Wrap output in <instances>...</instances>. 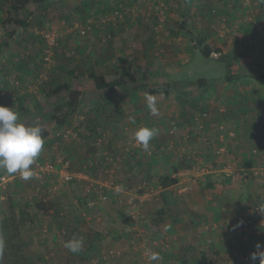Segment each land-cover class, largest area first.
<instances>
[{
  "label": "rangeland",
  "instance_id": "374dc122",
  "mask_svg": "<svg viewBox=\"0 0 264 264\" xmlns=\"http://www.w3.org/2000/svg\"><path fill=\"white\" fill-rule=\"evenodd\" d=\"M13 1L0 0L1 35L5 32V21L12 16ZM73 1L79 4L73 11L59 8V0H44L33 2L18 13L16 17L20 24L14 26L13 39L18 50L13 53L3 51L0 55V101L12 104L16 110L24 108L21 111L22 115L25 113L22 121L28 125L38 122L43 129L53 122L54 112L60 115L63 110L58 106H65L68 100L67 90L62 86L66 82H72V85L81 82L91 71L106 76L108 80L126 78L122 90L152 86L157 92L153 97H160L158 103L161 107H158L159 114L154 117L150 111L147 112V125L157 129L158 135L150 142L155 148L153 154L144 152L157 158L164 151H170L174 154L172 166H199L203 175L197 178L195 191L201 198V209L199 212L189 208L180 215L182 220L177 219L178 224H183L179 230L188 233L171 235L172 230L165 232L162 226L167 223L166 217L172 215L171 209L179 205L177 201L185 200L183 194L178 193L180 187L164 191L166 187L163 184L164 188L158 193L161 199L149 200L145 204L146 207L149 204V213H145L142 220H132L122 219L125 217L122 211L116 212L117 207L124 206L116 198L130 196L121 171L113 178L108 175L103 177L107 182L115 178L122 185V191L110 188L109 192L115 197L100 203L96 213L88 206L91 193L85 181L61 184L58 183L57 173L47 174L48 171L30 180L18 176L0 187V240L3 241L0 264H24L28 260L27 253L34 256L41 254L44 260L40 264H65L62 262L67 249L63 243L65 239L52 237L50 229V222L59 217L39 210L46 205L41 202L43 194L50 195L48 208L55 212L65 206L71 209L66 216H73L72 221L79 228L77 234L88 248L82 257L83 264H202L204 259L207 264H259V259L255 262L251 260V254L258 251L257 243L262 246L260 250H264V241H258L264 232V217H254L259 236L254 232L252 234L251 230L247 238L240 235L232 219L250 206L264 201V178L260 174L248 178L244 175L249 167L254 172L264 167V152L256 156L253 154L254 146L264 149V79L257 77L260 72L264 73V0H252L248 6L243 4L244 0L225 1L232 9L231 15L226 9H217L212 0H113L110 4H105V0H68V4ZM203 6L209 7L208 14L203 13ZM162 10L164 15H159ZM205 20L206 24L203 23ZM84 24H90L91 29L86 36H81L78 30ZM117 25L121 26L119 30L115 29ZM48 32L55 36L56 41L51 62L43 60L48 46L45 34ZM204 34L208 35L206 39L212 48L210 55H206V48L197 43L199 35ZM114 46L119 50L112 51ZM249 47L253 48L252 52ZM247 53L255 55L256 60L241 66L242 78L227 80L229 58ZM123 66L124 72H127L118 76ZM128 66L138 69L131 72ZM26 69L28 73L24 72ZM109 72H112L111 76ZM129 73L134 74L135 81L128 77ZM200 79L202 85L197 84ZM167 84L170 91L163 96ZM108 94V89H101L82 95L77 110L60 125L80 128V139H56L53 130L57 126H53L44 136V149L31 166L33 170L38 162L59 164L62 156L70 159L75 170L87 166L89 174L97 180L94 160L101 155L97 148L92 147L91 141L103 128L111 130L109 140L111 145L113 142L112 150L119 152L123 160L125 156L133 157L143 152L141 149L135 152L126 149L133 144L135 132L141 128L143 120L122 122L118 114L105 106ZM25 108L31 113H26ZM204 111L208 112V118L202 122L204 129L199 131L196 118ZM127 127H131L130 130ZM187 134L189 138L185 137ZM220 135L223 142L218 140ZM220 144L224 150L216 153ZM183 146H187L186 152ZM202 157L206 159L208 169L218 170L205 173L206 170L201 167ZM161 159L166 163L164 156ZM40 167L45 168V164ZM3 174H7L6 171L0 170V175ZM37 186L42 188L41 191L37 190ZM138 186L131 188L132 193ZM166 186L169 188L171 184ZM52 200L56 201V206L50 205ZM74 200L78 201V205L72 207ZM38 202L42 207L37 205ZM109 206H113L111 210ZM25 210L33 216L34 224L38 221L39 210L42 217L39 229L37 222L34 226L28 224L36 234L28 227L27 232L35 236L41 245L25 252L22 249L24 245L19 243L20 262L16 263L15 259L8 258V254L10 246L18 241L12 229L7 227L5 218H12L13 214L21 217ZM114 212L120 213L119 220L115 219L117 214ZM170 223L176 225L171 220ZM45 224L47 232H43ZM211 226L214 229L211 230ZM206 227L211 231L203 232ZM164 236L168 237L170 246L165 250L159 249L160 261H150L146 254L143 255L144 250H140L144 239L148 241L151 237ZM106 247L117 248L121 255L103 260Z\"/></svg>",
  "mask_w": 264,
  "mask_h": 264
},
{
  "label": "crops",
  "instance_id": "0c3cea01",
  "mask_svg": "<svg viewBox=\"0 0 264 264\" xmlns=\"http://www.w3.org/2000/svg\"><path fill=\"white\" fill-rule=\"evenodd\" d=\"M212 1H215L214 5L217 9H226L230 12V15H231L232 9L229 8L227 6L228 3L225 2V1L229 2L230 0H212ZM112 2H113V0H105L104 1L105 4H107V3L110 4ZM57 5L61 9H68L69 8V10L73 11L74 7L79 5V4L76 1L75 2L73 1V2H71V4H68V0H59ZM65 6H67V7H65ZM110 8L112 9L113 6H110ZM203 8H205V9H203V13L208 14L207 9H209V7L203 6ZM98 12H101V11H98ZM203 23L206 24L207 20H205ZM117 26L115 29L119 30L121 26H119V25H117ZM204 36L206 38H208L207 34H204ZM246 41H249V38H246ZM206 43H208L207 40H206ZM248 49H250L249 50L250 52H252V50H253L252 47H249ZM111 50L112 51H118L119 48H116V46H114L111 48ZM119 54L120 53H118V55ZM249 54H251V53L242 54V55H249ZM28 65L31 66L30 63ZM128 68L130 70V68H132V66H130V67L128 66ZM124 69H125L124 66H123V68L119 69L121 72L118 71V76L127 72V71L124 72ZM137 69L134 67L130 71L134 72ZM21 71H22V69L20 70V72ZM24 72L28 73V70L26 69V70H24ZM109 73H110L109 76H111L112 72H109ZM114 76L115 75H113L112 77H114ZM109 80H113V79H109ZM117 87L119 88L118 90H117ZM124 87H125V84L123 83V84L118 85V86L105 88V89H108V92H109V94L107 95V97L105 99V106L109 107V110L111 112H113L114 114H118L119 118L123 119L122 122L128 121V122L135 123V122H140L143 120V123H145V124L141 123L140 124L141 127H145V126L148 127L147 124L149 123L148 122L149 119L147 118V112H149L150 110L147 106L146 97L149 95L153 96V94H155L157 92L154 90V88L152 86H147V87H143V88H139V89H135V90L134 89L122 90V88H124ZM162 95L165 96L166 94L163 92ZM141 97H143V98L141 99ZM159 99H160L159 96H157V97L155 96V101H156L157 107H161V105L158 103ZM166 107H168V106H166ZM165 111H166V109H165ZM158 114H159V112L156 114H153L152 112L150 113V115H152V117H154ZM150 121L153 122V119H151ZM130 128L131 127H127L128 130H130ZM156 155H154V156H156ZM161 156L165 157L166 163H164V160L161 159ZM161 156H160V154L157 156V158L151 157L150 155L147 156V153L144 151L139 152V154H137L136 156H133V157L125 156L123 168L121 171L123 173L122 179L124 181V185L128 186L130 188L135 187L136 185L138 186L140 184V182L144 179H149V180H153V181H160L162 184L165 185L166 188H167L166 185L171 184V187L168 186L169 188H167V189L165 188L164 191H168V190L173 189V188L175 190H177L180 187L178 189V193L183 194L185 200L179 199L177 201L179 203V205L176 206V208L171 209L172 215L169 217H166L167 223H164L162 227H164V231L168 232V233L170 232V229H171L172 230V232L170 233L171 235H173V233L174 234L181 233L183 235L185 232L186 233H188V232L185 230H179V227L182 226L183 224H181V223L178 224V222H176V221H177V219L179 220V218L181 217L180 215L182 213L189 211V208L193 209V210H197L200 212V209H201L200 199L201 198L198 196V194H196L195 188L197 187V182H196L197 178L202 176L203 172H201V168L199 166L194 167V168H184V167L181 168V166H178V165L172 166L171 160L173 159L174 154L170 151H164ZM205 160L206 159H204L203 157L200 160L201 165H202V166L201 165L200 166L206 170L205 173L218 170V168H209L208 169L205 166ZM90 161H92V160H90ZM134 176H136L135 179H134ZM193 177H196V179L192 180ZM173 180H175V182H173ZM165 182H167V183H165ZM182 185L184 187H181ZM263 191H264V189H263ZM174 195L176 196V193ZM167 199H169V198H167ZM259 203H262V202H259ZM256 204H258V203H256ZM37 205L42 207V204H40L39 202ZM50 205L56 206V201L53 202V200H52ZM112 207L113 206H109V210H111ZM116 209H117L116 212L122 211V215L125 216L122 219L129 218L126 211L123 208L117 207ZM39 210H38V221H36L38 224L37 225L38 229L42 223V217L40 216ZM149 211H150V209H149V204H148V206L146 207V214H148ZM29 213L30 212L28 210L27 211L25 210V212L22 214L21 217L18 216L19 214H13L12 218H8V217L5 218V222H6L7 227L12 229L13 233L17 237L16 240L18 241V242H15L13 246L12 245L10 246L11 252H9V254H8V258L15 259L16 263L20 262L19 255L21 254V250H20L21 246H19V243L22 242V244L24 245V246H22V249L24 248L25 252L33 251L34 249L31 247H35V246L38 247L40 244V243H38L39 240L35 236H33L29 231L27 232V227H28V229L30 228L28 226V224H32V226H34L36 224V222H35V224L32 223L34 221V218ZM115 214H117V216L114 215V217H117L115 219L119 220L120 219V217H119L120 213H115ZM167 215H169V214H167ZM72 219H74L73 216H66V217L61 218V219L58 218V220L56 219L55 222L51 221L50 222V229H51L52 237H56V236H61V238L63 237L65 239V241L63 242L64 244H65V242H67L68 240H70L74 237H79L80 234H77V232H78L77 230H79V228L75 225V222L72 221ZM170 220H171V222L173 221L176 225H173L172 223H170ZM180 220H182V219L180 218ZM21 225H24V227H22ZM114 227H116V225H114ZM256 228L258 230L257 223L253 222V226H251L252 234H253V232H254V234L259 233L258 231H256ZM66 229H67V233L65 235H63L61 231H64ZM117 229H118V227H117ZM31 230H32L33 234H36V231L34 230L33 227ZM255 231H256V233H255ZM21 236H23L22 241H21ZM257 236H259V234H257ZM28 239L29 240L33 239V241L28 242ZM12 240H13V236H12ZM258 241L259 242L264 241V232H263V235L258 238ZM42 243H44V240ZM45 244L46 243H44V245ZM50 245L54 246V245H56V243H51ZM83 245H84L83 251L78 253V254H73L68 249L64 250L65 252L63 253L64 257L62 258V262L65 264H83V258L82 257L86 254L85 251L87 252V250H88V248H85V245H86L85 242H83ZM108 247H106L104 249V252L107 250ZM155 251H158V253H159L158 248H156ZM60 255H61V253H60ZM22 256H24V253L22 254ZM26 257L28 258V260L26 262H24V264H40L41 261L44 260V258L41 254L34 256L31 253H29V254L27 253ZM59 260H60V257H59Z\"/></svg>",
  "mask_w": 264,
  "mask_h": 264
},
{
  "label": "built area",
  "instance_id": "2783aa9c",
  "mask_svg": "<svg viewBox=\"0 0 264 264\" xmlns=\"http://www.w3.org/2000/svg\"><path fill=\"white\" fill-rule=\"evenodd\" d=\"M251 3H252V0H244L243 2L245 6H248ZM135 11L136 10H134V12ZM163 12L164 11L162 10L159 15H164ZM114 18L117 19L118 16L115 15ZM90 29H91L90 24H84L79 27L78 32L81 36H86V34L89 32ZM45 37L48 40L47 42L48 46L45 50L46 55L44 56L43 60L47 62H51V56L53 54L52 48L56 44L55 36L52 33L48 32L45 34ZM82 118L84 117H81V119ZM207 118H208V112L206 111L201 112L199 116L196 118V128L199 129V131H202L204 129V125L202 124V122L205 121ZM170 132L171 134H174V131L171 130ZM110 133H111V130L109 128L105 130L103 128L98 131L95 138L91 141L92 147L97 148L100 152L99 154L101 155V157H98L97 160L94 161L95 169L97 172V177H96L97 180H94L95 178H92L95 176H91V174H89L87 166H85L81 170H75L71 166L70 159H67L62 156H60V159L58 160L59 164H55L54 162H51V161H45V163H41V162L36 163L34 166L35 176L40 177L41 175L46 174L45 172L48 171L47 174L50 172H56L57 173L56 176L58 177V183L60 182L61 184L65 182H72V181H79V182L85 181L87 183V188L89 192L91 193V198L88 200V206L91 208V211L92 209H94L95 213L98 212L99 206L101 205L100 203L109 201L113 196V194L109 192V189L110 188L117 189L118 187L121 188L122 186L119 182L115 181V178L110 179L109 180L110 182H107L106 180L103 179L105 175L111 176L112 178L115 175H117V173L122 170L123 162H124L123 156L119 152H115L112 150L113 142L111 145V141L109 140ZM80 134H81L80 128L73 129V128H68L65 126L57 127L53 131V137L59 140H69L70 141V140H75L78 138L80 139ZM229 134L233 136L235 135L233 133H229ZM185 137L189 138L190 136L189 134H187ZM205 140H208V139L205 138ZM218 140L220 142L224 141L223 138L221 139V135H220V138H218ZM221 144L217 147L216 153H220L221 151L224 150V146ZM253 148H254L253 154L255 156L256 154L260 152L262 153L264 152V149H259L256 146H254ZM126 149L134 150L133 152L141 149L143 151H146L149 154H153V151L155 148H153L152 145L150 144L148 150H144V148L136 142L135 137H134L133 144L131 145V147L129 148L127 147ZM182 149L184 152H186L187 146H183ZM40 163L45 164V168L40 167L41 165ZM91 164H93V162H91ZM259 170L260 171L254 172L252 167H249L245 170L244 175L248 178V176H253L254 174L255 175L260 174L261 177L264 178V167ZM18 176H20L19 173L11 174V175L10 174L1 175L0 176V187L4 186L10 180H13V179L15 180L16 177ZM36 188L39 191H41L42 189L39 186H37ZM126 188L130 192V196L126 199L116 198V201L120 205H124L121 207L125 208V211L130 219L132 220L141 219L142 220L145 217V213H146L145 204L152 200H160L161 198L160 196H158V193L162 191L164 186L160 181L144 179L140 182L137 190H135V193H132V190L130 187L127 186ZM43 195L44 196L40 197L41 202L46 203V205L45 207H42L40 209L41 213H46V215H54V217L56 216L57 218L66 217L68 210L69 211L71 210L69 209L68 206H65L61 211L59 210V212H55L53 209L48 208L47 202L50 200V195L49 196L45 194ZM113 197H115V195ZM1 199H4V197L1 196ZM259 204L261 203L251 206L244 213L232 219V222H233L232 224L241 233L240 235H242L245 238H247L251 232V226H252V222L254 221V219L256 217H264V212L260 210ZM71 205L72 207H74L75 205H78V201L74 200ZM82 215L84 216V213ZM85 217H87L86 213H85ZM262 223L264 224V222ZM212 229H214V226H211V230ZM211 230L209 229V227H206L202 231L209 232ZM47 231H48V226L47 224H45L43 226V232H47ZM65 231H61L63 235L67 233ZM168 242L169 240H168V237L166 236L159 237V238L151 237V240L148 239V241H147V238H145L143 241L144 246H142L140 250L141 251L144 250L143 255L145 256L146 254L149 257L152 252H155L156 248L161 249V250L167 249L170 246ZM120 255H121V251L118 250L117 248L115 247L108 248L103 255V260H107L110 257H118Z\"/></svg>",
  "mask_w": 264,
  "mask_h": 264
},
{
  "label": "clouds",
  "instance_id": "9594fccd",
  "mask_svg": "<svg viewBox=\"0 0 264 264\" xmlns=\"http://www.w3.org/2000/svg\"><path fill=\"white\" fill-rule=\"evenodd\" d=\"M149 110L156 114L158 107L155 97H146ZM42 127L39 123L28 125L20 120L19 113L14 107L0 104V170L8 174L19 173L21 179L30 180L35 176L31 167L37 157L41 154L45 145ZM158 135V130L150 127H141L135 132V140L144 150H148L151 140ZM122 190L120 187L117 191ZM260 210L264 212V202L259 204ZM64 247L71 253L78 254L83 251V238L74 237L65 242ZM261 244L257 243L258 251L251 254V260L255 262L259 259L260 264H264V250ZM3 250V241L0 240V251ZM149 260L156 262L161 260L158 252H152Z\"/></svg>",
  "mask_w": 264,
  "mask_h": 264
},
{
  "label": "trees",
  "instance_id": "16d2710c",
  "mask_svg": "<svg viewBox=\"0 0 264 264\" xmlns=\"http://www.w3.org/2000/svg\"><path fill=\"white\" fill-rule=\"evenodd\" d=\"M44 0H14L11 4V11L10 13L12 16H9V18L4 23V34H0V55L3 51L8 52H16L18 50L17 45L13 42L14 36H15V24H20V22L17 20V15L20 11H24L27 6L33 2H39ZM206 37L205 36H199L198 38V46L205 47L206 48V55H210L212 52L211 46L206 43ZM230 57V56H229ZM256 60V56L253 54L249 55H239V56H231L228 61L227 65V76L226 79L229 81H234L236 79H240L244 76L243 73L240 72L241 66H245L247 64H252ZM263 67L262 62L260 63ZM132 68H130L131 70ZM136 72V71H134ZM259 78L264 79V73L260 72L257 74ZM128 77L135 81L134 74H128ZM126 78H117L114 80H108L106 76L102 74H98L95 71L89 72L84 79L81 82H75L72 85V82H66L62 87L67 90L68 100L65 104V106H58L59 109H62L60 115H56L55 112L52 114V121L50 126L43 128V136H47L49 134L50 129L53 126L57 127H63L60 126L64 124L67 119L72 115L73 112H75L80 104V99L83 94L93 91H98L101 89H105L107 87H114L121 85L123 83H126ZM202 79L198 80L197 84L202 85ZM170 86L167 84V86L164 87L163 92L165 94H168L170 91ZM60 89V88H59ZM154 92V91H153ZM0 104H3L8 107H13L12 104L7 102H1ZM16 110V108H14ZM24 108H19L16 111L19 113L20 120L22 121V117L25 113L22 115V110ZM26 113H31L27 108L24 110ZM59 125V126H58ZM56 129V128H55ZM54 131V130H53ZM122 171V170H121ZM7 173V172H6ZM8 174V173H7ZM1 176V175H0ZM175 182V180H173ZM167 183V182H165ZM48 262V261H47ZM202 264H207L206 259L202 261Z\"/></svg>",
  "mask_w": 264,
  "mask_h": 264
}]
</instances>
